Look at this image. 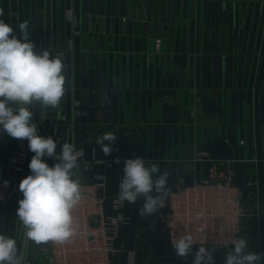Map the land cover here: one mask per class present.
<instances>
[{
	"label": "crops",
	"instance_id": "obj_1",
	"mask_svg": "<svg viewBox=\"0 0 264 264\" xmlns=\"http://www.w3.org/2000/svg\"><path fill=\"white\" fill-rule=\"evenodd\" d=\"M1 1L5 23L7 13L14 8L19 12L18 25L28 22L29 39L36 45L35 51L39 52L42 45L53 55L60 51L63 56L65 49L73 46L63 73L64 96L60 105L53 108L55 117H48L47 124L52 135H65L73 129L70 143L84 148L90 161L88 166L81 163L76 170L81 182L96 179L98 175L105 177L104 187L99 190V195L106 199L104 210L107 214L122 216L125 221L120 226L117 242L123 241L126 246L116 255L115 264H189L178 260L161 229L152 223L155 214L140 215L142 198L134 204L124 201L122 207L115 208L124 161L135 156H143L148 166L160 162L161 172L167 171L166 162H171L167 171L166 200L182 181L192 184L195 179L208 176L209 162L195 163L197 156L236 159L237 182L245 184L257 179L259 183L252 197L261 215L252 231L246 228L247 250L264 252V0H171L172 14L173 4L177 3L176 54L181 55L182 61H194V64H189L188 68L171 65L169 69L167 60L163 65L160 60L161 54L168 55L169 41L163 40L162 52L156 54L152 25L147 37H142L140 30L134 36L133 0ZM126 1L129 2V34L123 33L120 46L119 8L122 6L124 15ZM140 1H143L145 15L146 3L150 2L152 15L154 2L158 4L160 0H136L138 15ZM166 2L164 0L165 19ZM105 10L109 18L115 13V33L108 32L103 48H95L100 33V12L104 16ZM69 12L76 21L69 18ZM93 15L97 17L95 31L91 28ZM157 15L159 17L158 5ZM188 17L191 18L190 38ZM173 30L170 28L171 32ZM77 31L80 34L77 35ZM162 32L160 25L158 36L162 37ZM14 34L20 38L18 26ZM88 45L104 60L94 72V79L108 87V96H113L114 102L99 103V108H92L89 115L79 117L82 107L77 101L86 103L82 87L87 82L83 71L87 52L83 50ZM177 71H193L194 74L183 77L174 73ZM190 78L195 80L192 87L187 86ZM183 82L185 89L194 92L195 104V108L185 112L172 100L178 97ZM197 94H201V98L198 99ZM31 111L40 134L48 137L47 125L40 123L42 105H32ZM175 113L178 117L173 116ZM112 125L123 134L119 164L114 162L116 154L104 156L96 143V138L108 132ZM173 137L174 158L170 150ZM24 146L31 161L34 153L29 150L27 140L12 138L7 133L0 135V169L12 151ZM108 158L113 159L110 165L105 163ZM44 160L49 166L53 165L54 159L45 157ZM30 161L23 168L29 169ZM20 199L0 200V234L16 239L21 252L22 239L15 230L21 223L16 214ZM224 257L215 256V264H224ZM257 264H264V259Z\"/></svg>",
	"mask_w": 264,
	"mask_h": 264
},
{
	"label": "clouds",
	"instance_id": "obj_2",
	"mask_svg": "<svg viewBox=\"0 0 264 264\" xmlns=\"http://www.w3.org/2000/svg\"><path fill=\"white\" fill-rule=\"evenodd\" d=\"M3 16L0 9V17ZM18 28L20 38L10 24L0 19V135L7 133L12 138L27 140L34 153L29 164L31 174L19 183L23 198L18 201L16 214L29 240L36 244H63L77 234L79 227L73 211L82 200L83 188L76 172L81 152L67 141L58 152L52 136L39 135L31 106L60 105L65 93V65L62 54L53 55L46 48L35 51L27 21ZM116 140V133L106 132L96 138V143L108 156ZM45 157L58 162L49 166ZM114 162L119 164L120 158L116 157ZM168 177L169 173L161 172L156 163L148 166L143 156L126 159L119 179V197L132 204L142 198L140 215L153 216L165 207ZM216 246L200 243L197 247L190 233L174 238L171 244L176 256L193 255L192 264H215ZM223 247L229 249L224 264H257L264 259V252L247 250L244 238H232ZM0 264H22L16 239L5 234H0Z\"/></svg>",
	"mask_w": 264,
	"mask_h": 264
},
{
	"label": "built area",
	"instance_id": "obj_3",
	"mask_svg": "<svg viewBox=\"0 0 264 264\" xmlns=\"http://www.w3.org/2000/svg\"><path fill=\"white\" fill-rule=\"evenodd\" d=\"M18 18L19 12L15 8L6 15V23L10 24L14 31L18 26ZM69 18L76 21L71 12H69ZM173 25L171 24L172 29ZM76 33L78 35L80 31ZM107 34L109 33L105 30L100 31L99 40L94 44L95 48H103L104 42L101 37ZM154 39L156 54L162 52L163 40L169 41L172 47L176 40L173 32L167 39L161 36ZM98 43H100L99 47ZM40 47L44 48L42 45ZM72 49L73 46L65 49L66 52L62 56L65 68L68 55H72ZM84 49L86 51L83 50V52H87V62L86 65H83V71L87 82L82 87V92L86 103L77 101L78 105L82 107L78 112L79 117L89 115L92 108H99V103L107 101L112 104L114 102L113 96H108V87L99 85L97 79H94V72L97 71L101 63H104L101 54L99 57L98 52L92 50L89 45ZM58 53L61 54L60 51L55 54ZM177 57L181 59V55H177ZM92 102L96 103L92 104ZM88 108L90 109L88 110ZM48 117L53 119L55 110L42 105L40 123L47 125L46 129L49 132L47 136H52L56 140L59 152L60 145L64 141L72 140L74 131L70 129L65 135H52L47 124ZM37 126L39 125L37 124ZM112 126L108 132L117 134V140L111 145L114 149L112 153L120 158L122 157L123 134L117 126ZM97 129L99 130L98 127ZM106 143L108 142L106 141ZM75 146L81 152L78 164L82 163L84 166H88L90 161L86 158L84 148ZM194 160L195 163L209 162L208 176L195 179L192 184L182 181L178 188L169 194L165 207L154 215L152 223L161 229L171 249L174 238L190 233L197 241V247L200 243H206L209 247L218 245L215 247L214 257H223L229 250L223 245L232 238H244L248 233L246 228L252 231L254 222L261 215L259 205L252 197L255 189L259 187V183L257 179L250 180L245 184L238 183L235 165L237 160L234 158L220 159L201 154ZM29 161L30 155L25 146L9 154L7 162L0 169V200L9 202L12 199L23 197L19 191V183L31 174L30 169L23 168ZM111 161L113 159L108 158L105 163L110 165ZM57 162L54 160L53 165ZM104 178V175H98L96 179L81 182L82 200L73 211L79 224L77 234L63 244L51 241L36 244L27 239L23 264H115L116 255L126 246L123 241L117 242L120 226L125 221L122 216L107 214L104 210L106 199L99 195V190L105 184ZM123 202L118 194L114 199L115 208L122 207ZM15 230L22 239L24 231L22 224L18 223ZM193 258V255H189L185 258L178 257V260L192 264Z\"/></svg>",
	"mask_w": 264,
	"mask_h": 264
},
{
	"label": "water",
	"instance_id": "obj_4",
	"mask_svg": "<svg viewBox=\"0 0 264 264\" xmlns=\"http://www.w3.org/2000/svg\"><path fill=\"white\" fill-rule=\"evenodd\" d=\"M140 13L138 15L137 13V2L136 0H133L132 2V19H133V34L134 36H136V34L138 33V30L141 31V35L142 37H147L149 35L150 32V25H152V30H151V38H156L158 36V32H159V27L160 25H162V37L164 39H167L170 34V28H171V24L173 25L174 30L172 31L174 33V37L175 39H177V28H178V20H177V3H174V10H173V14H172V1L171 0H167V17L165 19L164 17V0H160L158 4H156V2H154L153 4V14L151 15L150 13V2L146 3V8H147V12L146 15L144 13V6H143V1H140ZM1 5H3V2L1 1ZM157 5L159 6V17L157 15ZM2 9V8H1ZM114 12V10H113ZM113 16L109 18L108 16V11L105 10V15L103 16V12H100V16H99V29L100 31H107L110 32L112 35H114L115 33V17ZM119 16H120V34L121 36H119V45L121 46L122 43V35L124 32H126L127 34H129V2L126 1L125 3V14L123 15L122 12V6H120L119 8ZM0 19H3V17H0ZM86 20L89 22V17H86ZM85 20V21H86ZM109 21H110V25H109ZM91 28L93 31H95V24L97 22V17L96 15H93L91 17ZM187 25H188V38H190V32H191V18L188 17L187 18ZM110 28V30H109ZM108 35V34H107ZM102 42L104 41V37H101ZM136 39V38H134ZM155 40V39H154ZM170 42H169V46H168V55L165 56L164 53L161 54L160 56V60H161V64H164V60H167V68L169 69L171 65L173 66H178V67H184V68H188L189 64H194V61H191L190 63L188 62H184L181 59L177 60V54H176V48L174 45V47H172V45L170 46ZM175 51V53H174ZM156 58V57H155ZM175 74H180L183 77H186L188 75L194 74L193 71H185V72H174ZM195 85V80L194 79H188L187 81V86H194ZM185 83H181V90L179 92L178 97L173 98V104L174 105H178L182 108V112H185V110H191L193 108H195V104L193 103L194 100V92L188 91L187 89L184 88ZM201 94H197V98H201ZM167 101H170L169 99H167ZM186 101L190 102V104H186ZM179 114L175 113L173 116L178 117ZM190 116V114H188ZM181 120L183 119V117H180ZM33 122L35 123L34 119ZM175 129V128H174ZM38 134H40L39 129H38ZM181 142V141H180ZM189 149V148H188ZM171 157L174 158L175 157V151H176V143H175V137H173L172 142H171ZM190 150V149H189ZM190 157H191V153H190ZM162 158V155H161ZM44 159V158H43ZM170 166H171V162L167 161L166 162V167H167V171L170 170ZM158 167L161 168V163H158ZM27 237L25 235V229L23 232V238H22V247H21V252L20 255L22 256V264H23V260H24V256H25V251H26V245H27Z\"/></svg>",
	"mask_w": 264,
	"mask_h": 264
},
{
	"label": "rangeland",
	"instance_id": "obj_5",
	"mask_svg": "<svg viewBox=\"0 0 264 264\" xmlns=\"http://www.w3.org/2000/svg\"><path fill=\"white\" fill-rule=\"evenodd\" d=\"M3 9V5H1V2H0V9ZM3 11H4V9H3ZM3 20H4V16H3Z\"/></svg>",
	"mask_w": 264,
	"mask_h": 264
}]
</instances>
